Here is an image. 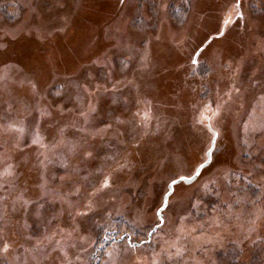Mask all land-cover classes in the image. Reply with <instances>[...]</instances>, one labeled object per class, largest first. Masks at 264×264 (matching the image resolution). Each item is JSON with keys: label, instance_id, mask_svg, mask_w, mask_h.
I'll return each mask as SVG.
<instances>
[{"label": "rangeland", "instance_id": "374dc122", "mask_svg": "<svg viewBox=\"0 0 264 264\" xmlns=\"http://www.w3.org/2000/svg\"><path fill=\"white\" fill-rule=\"evenodd\" d=\"M0 264H264V0H0Z\"/></svg>", "mask_w": 264, "mask_h": 264}, {"label": "water", "instance_id": "95a60500", "mask_svg": "<svg viewBox=\"0 0 264 264\" xmlns=\"http://www.w3.org/2000/svg\"><path fill=\"white\" fill-rule=\"evenodd\" d=\"M215 139H216V133L214 132L212 139H211V142H210V147L208 148V150L205 153V156H206L205 160L196 167V169L192 173V175H190V176H179L178 178L173 179L172 181H170L167 184V190L163 195L162 204L156 211V214H157L159 220H161V211L166 207L168 197L172 193L174 185L179 183V182H183L185 184L191 183L198 176L197 173H200V171L209 164L210 159H211V152L214 148ZM174 181H175V183H174ZM157 226L158 225L153 226V228L149 231V233L147 235V239L150 238L151 234L156 230Z\"/></svg>", "mask_w": 264, "mask_h": 264}, {"label": "snow or ice", "instance_id": "6c2138e0", "mask_svg": "<svg viewBox=\"0 0 264 264\" xmlns=\"http://www.w3.org/2000/svg\"><path fill=\"white\" fill-rule=\"evenodd\" d=\"M193 63H195V61H193ZM197 175H199V173H197ZM174 183H175V181H174Z\"/></svg>", "mask_w": 264, "mask_h": 264}, {"label": "trees", "instance_id": "16d2710c", "mask_svg": "<svg viewBox=\"0 0 264 264\" xmlns=\"http://www.w3.org/2000/svg\"><path fill=\"white\" fill-rule=\"evenodd\" d=\"M113 240H114V239H113ZM113 240H112V241H113Z\"/></svg>", "mask_w": 264, "mask_h": 264}]
</instances>
